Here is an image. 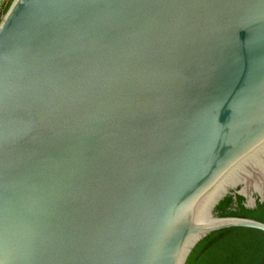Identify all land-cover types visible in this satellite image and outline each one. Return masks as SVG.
Here are the masks:
<instances>
[{"label":"water","instance_id":"obj_1","mask_svg":"<svg viewBox=\"0 0 264 264\" xmlns=\"http://www.w3.org/2000/svg\"><path fill=\"white\" fill-rule=\"evenodd\" d=\"M264 252V0H7L0 264H248Z\"/></svg>","mask_w":264,"mask_h":264},{"label":"trees","instance_id":"obj_2","mask_svg":"<svg viewBox=\"0 0 264 264\" xmlns=\"http://www.w3.org/2000/svg\"><path fill=\"white\" fill-rule=\"evenodd\" d=\"M248 264H264V252H262Z\"/></svg>","mask_w":264,"mask_h":264},{"label":"crops","instance_id":"obj_3","mask_svg":"<svg viewBox=\"0 0 264 264\" xmlns=\"http://www.w3.org/2000/svg\"><path fill=\"white\" fill-rule=\"evenodd\" d=\"M7 0H0V14L2 12L3 6L5 5Z\"/></svg>","mask_w":264,"mask_h":264}]
</instances>
